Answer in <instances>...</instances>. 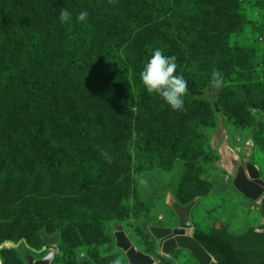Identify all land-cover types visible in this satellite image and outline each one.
I'll return each mask as SVG.
<instances>
[{
    "label": "rangeland",
    "instance_id": "obj_1",
    "mask_svg": "<svg viewBox=\"0 0 264 264\" xmlns=\"http://www.w3.org/2000/svg\"><path fill=\"white\" fill-rule=\"evenodd\" d=\"M207 1L208 13L203 20L196 23L198 33H194V39L190 41V35L186 40H178V60L181 63L178 64L177 72L183 74L188 61L193 58L210 62L208 60L212 59L213 52L220 51L227 55L231 49L230 53L238 60L239 47L255 51L258 60L264 63V0ZM94 2L98 4V0ZM55 3L56 0H0V21L6 18L13 23L27 20L29 28L37 32L40 39L38 54L29 58V61L33 62L31 68L24 69L15 79L4 83L2 74L8 72L9 68L5 64L0 65V93L4 97L10 98L17 92L22 94L28 89L42 93L51 84L62 48L60 39L50 38L51 34L46 31L45 22L51 17L48 11L54 13ZM95 10H99V7ZM93 11L87 10L88 18L92 20L95 17ZM100 23L101 27L90 28L88 23L85 26L81 22L84 26L83 37L89 46L85 66L92 74L89 77L91 82H87L90 86H87L86 82L80 85L77 81L78 74L72 69V72L60 76L52 85L55 113L59 117L63 115V119L51 117L50 121H47L48 127L54 123L53 128L49 129L50 137L42 141V150L36 144L30 151L32 158L28 161L29 165L26 170L22 167L24 176L31 173V179L27 178L30 183L29 186L18 184L17 191L18 197L25 194L24 189L30 191V197H33L31 208L35 207L36 214V203L46 197L47 201H53L55 204L83 207L96 215L87 216L69 209L64 217L58 216L69 233L63 234V227H55L52 224L44 229L47 234L62 237L63 240L57 245L33 249L25 240L4 242L0 246V264H4V250L17 253L24 264H34L44 258L52 247L55 248L52 264H82L84 259H88L92 264H111L117 258L121 264H128L125 254L115 245L114 234L120 230L125 231L141 251L155 256L151 235L142 225L148 223L165 228H178L180 220L173 208L175 204L180 207L194 205L190 212L193 224L190 235L212 234L215 230L224 229L232 234L234 243L240 250L247 252L253 260L260 259L264 255V211L261 205L249 201L236 189L234 178L239 167L248 162L256 165L264 178V147L258 148L253 132L254 125L247 123L244 126L238 125L235 129L231 127L235 120H230V115L221 112V100H226L223 95L225 85L216 88L210 84L214 68L221 73L223 82L227 81L229 85H233L235 78L226 75L230 71L227 68L230 65L218 64V67L214 65L204 69L208 76V86L203 98L213 110L217 125L208 131L202 155L196 159L195 165L176 161L173 167L167 170L155 169L151 164L137 169L129 161L126 170L121 168L116 172L111 160L108 163L102 160L101 155L89 149L87 142L78 136V116L84 117L93 111L104 112V120L109 121L110 132L114 133V138H121L118 141V145L122 146L118 149L121 153L120 159L134 152L136 137H128L127 132L122 130L124 122L116 118V110H119L116 108H120L124 101L131 100L126 80L132 82L135 73L140 78L143 66L138 59L134 66L127 67V70L121 65L116 67L115 61L119 60V57L114 52L120 54L126 47L138 48L142 43H132L131 39L126 43L116 33L112 23L105 19L100 20ZM18 62L20 63V58ZM119 73L126 77L113 83L112 77ZM99 82L103 88L99 86ZM113 86H116V92L111 94ZM108 95L112 96V99L107 101ZM109 105L112 108L108 111ZM254 116L256 121L264 122V114L261 111H257ZM177 117L172 115L155 122L154 135H159L163 129L172 128L170 125ZM124 118L125 116L121 115L120 119ZM114 138L106 143L116 146L117 140ZM75 143L81 144L80 155L73 150ZM58 156L60 160L65 161V165L61 166L63 173L56 170ZM171 157L172 154L166 152L163 160L170 161ZM72 164H79L84 169L92 165L97 177L93 179L91 176L84 181L77 173L72 175L68 171ZM189 168L196 172V182L191 183V191L181 192L179 188L187 177ZM142 180L146 183H141ZM4 190L7 188H2V191ZM107 211L115 212L117 218L111 220L98 215L99 212ZM91 224L95 226L92 227ZM29 231L35 233L34 227ZM36 231L38 233V230ZM96 238L101 241L93 242ZM172 258L177 260L176 264H198L184 250L175 251ZM168 261L174 264L173 260Z\"/></svg>",
    "mask_w": 264,
    "mask_h": 264
},
{
    "label": "trees",
    "instance_id": "obj_2",
    "mask_svg": "<svg viewBox=\"0 0 264 264\" xmlns=\"http://www.w3.org/2000/svg\"><path fill=\"white\" fill-rule=\"evenodd\" d=\"M84 1L56 0L54 13L48 11L51 17L45 22L46 31L51 34L50 38L60 39L62 48L54 78L45 91L41 93L28 89L22 94L17 92L10 98L0 93V128H2L0 130V246L9 240L16 242L25 240L33 249L57 245L63 240L62 237L47 234L44 229L52 224L55 227H63L61 228L63 234L69 233L68 228L60 222L58 216L64 217L69 209L87 216L96 215L83 207L55 204L53 201H47L46 197L36 203V212H38L36 214L35 207L31 208L33 197H30V191L24 189L25 194H21V197H18L17 193L18 184L29 186L30 183L28 179H31V173L24 176V170L29 165V159L32 158L30 151L36 147V144L42 150V141L50 137L49 129L53 128L54 123L52 122L48 127L47 121H50L51 117L63 119V115L59 117L55 113L52 85L60 76L72 70L78 74L77 81L80 85L91 82L89 77L92 74L86 70L85 66L89 46L83 37L82 24L88 23L90 28L101 27L100 20L105 19L113 24L116 33L126 43L129 39L132 43L141 41L142 44L138 48L128 46L120 54L114 52L119 57V60L115 61L116 67L121 65L124 70H127V67L134 66L138 59L144 66L157 48L162 49L165 55L175 56L177 64H180L177 52L178 40L180 38L186 40L191 35L192 38L189 40L192 41L198 33L196 23L203 20L208 13L207 0H112L111 3L109 0H98V4H95L94 0ZM96 7H99V10H95ZM61 8H67L72 14L71 21L63 23L60 21ZM85 10H94L95 17L93 20L87 17L81 24L77 20L79 13L76 11ZM24 11L28 10L24 9ZM29 27L27 20L13 23L6 18L0 21V65L5 64L9 68L8 72L2 74L4 83L15 79L24 69H30L33 63L29 61L30 56L38 54L39 34ZM86 38L88 39L87 36ZM231 51L229 49L227 55L220 51L213 52L212 59L208 60L210 62L194 58L188 61V66L182 74L188 82V93L184 97V109L180 111L173 110L158 94H149L136 73L132 82L129 79L126 80L131 100L124 101L120 108H116L119 109L116 110V118L124 122L122 130L127 132L128 137H136V147L132 154L128 153L120 159L121 153L118 149L122 146L118 145L120 143L118 141L121 138L119 136L114 138L115 135L110 132L108 126L109 121L104 120L106 115L102 111L99 113L93 111L84 117L78 116L80 119L78 136L87 142L89 149L97 151L102 160L107 163L111 160L115 164L112 165L116 172H119L121 168L126 170V164L129 161L137 169L151 164L155 169L167 170L172 168L176 161L195 165L196 159L202 155L208 131L217 125L213 110L203 98L205 88L208 86V76L204 69L226 64L230 65L227 67L230 71L226 75L235 80L233 85H229L227 81L223 82L225 85L223 95L226 100H221V112L230 115V120H235L231 126L233 128L247 123L254 125L253 132L256 135L258 148H263L264 122L256 121L254 114L257 111L264 114V63H261L255 51L249 48L239 47L238 60L234 58V54L230 53ZM17 57L20 58V63ZM214 70L216 69L212 68V71ZM125 77L124 74H115L112 82L117 83L119 78ZM98 84L102 87L100 82ZM87 86L90 84L88 83ZM111 89L113 90L111 94L116 92V86ZM110 99L112 96L108 95L106 100ZM107 107L108 111L112 108L110 105ZM121 115L126 119H120ZM172 115L178 116L170 125L172 128L163 129L162 133L154 135L155 122ZM112 138L117 140L116 146L106 143ZM89 140L92 142L90 143ZM73 150L80 155L81 144L75 143ZM166 152L172 154L170 161L163 160ZM55 164L57 172L63 173L64 169L61 166L65 165L64 159L60 160L58 156ZM80 166L72 164L68 171L72 175L77 173L78 177L84 181L91 176L93 179L97 177L92 165L86 169ZM191 171H193L192 168H189L187 177L180 185L181 192L191 191V183L196 182V172ZM2 188L7 190L2 191ZM15 195L17 198L13 199ZM261 208L264 211V202ZM98 215L111 220H115L118 216L111 211L99 212ZM33 227L35 233L29 231ZM195 238L217 259L216 264H264V255L258 260H253L247 252L235 245L234 237L224 229L215 230L212 234H196ZM99 240L101 241L96 238L93 242ZM2 259L4 264H24L18 254L13 251L4 250ZM166 262L173 264L168 260L163 264Z\"/></svg>",
    "mask_w": 264,
    "mask_h": 264
},
{
    "label": "water",
    "instance_id": "obj_3",
    "mask_svg": "<svg viewBox=\"0 0 264 264\" xmlns=\"http://www.w3.org/2000/svg\"><path fill=\"white\" fill-rule=\"evenodd\" d=\"M236 189L251 202L263 204L264 202V178L259 168L252 162L239 167L234 178ZM174 208L178 214L180 225L178 228L160 227L144 223L142 228L151 235L154 243L155 256L148 255L137 248L127 233L120 230L114 234L115 245L121 250L128 261V264H163L166 260H173L172 255L177 250L187 251L198 264H216L217 259L205 249L202 244L190 235L193 224L190 212L193 204L185 207ZM54 247L41 260L34 264H52L55 258ZM82 264H92L88 259H84Z\"/></svg>",
    "mask_w": 264,
    "mask_h": 264
},
{
    "label": "clouds",
    "instance_id": "obj_4",
    "mask_svg": "<svg viewBox=\"0 0 264 264\" xmlns=\"http://www.w3.org/2000/svg\"><path fill=\"white\" fill-rule=\"evenodd\" d=\"M109 2L111 3L112 0ZM88 15L86 10L81 11L77 20L83 22ZM59 19L62 23L69 22L72 19V14L67 8H61ZM177 69V58L165 55L162 49L157 48L143 66L140 79L149 94H158L173 110L180 111L184 109V97L188 93V82L182 74H178ZM210 84L216 88L222 86L223 78L218 70L212 72ZM141 183H146V181L142 180ZM174 262L176 263L175 260ZM111 264H121V261L117 258Z\"/></svg>",
    "mask_w": 264,
    "mask_h": 264
},
{
    "label": "bare ground",
    "instance_id": "obj_5",
    "mask_svg": "<svg viewBox=\"0 0 264 264\" xmlns=\"http://www.w3.org/2000/svg\"><path fill=\"white\" fill-rule=\"evenodd\" d=\"M175 208H176V206H175ZM192 230V227H191V229H190V231Z\"/></svg>",
    "mask_w": 264,
    "mask_h": 264
},
{
    "label": "crops",
    "instance_id": "obj_6",
    "mask_svg": "<svg viewBox=\"0 0 264 264\" xmlns=\"http://www.w3.org/2000/svg\"><path fill=\"white\" fill-rule=\"evenodd\" d=\"M175 208V207H174ZM232 235V234H231ZM143 252V251H142ZM147 254V253H146ZM175 261H177L176 259H175Z\"/></svg>",
    "mask_w": 264,
    "mask_h": 264
}]
</instances>
